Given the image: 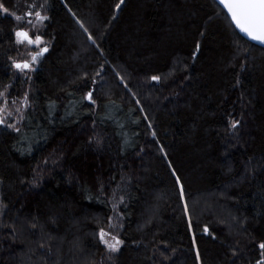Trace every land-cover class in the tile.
I'll list each match as a JSON object with an SVG mask.
<instances>
[{
    "label": "trees",
    "instance_id": "trees-1",
    "mask_svg": "<svg viewBox=\"0 0 264 264\" xmlns=\"http://www.w3.org/2000/svg\"><path fill=\"white\" fill-rule=\"evenodd\" d=\"M3 2L17 15L36 3L50 19L38 28L49 52L24 74L12 62L36 48L17 44L20 23L0 13V92L8 86L9 110L25 92L30 102L20 132L0 125V200L16 230L0 228V264H200L197 247L202 264H256L264 48L216 0ZM232 119H242L235 138ZM113 191L124 196L119 221ZM101 227L124 241L119 252L106 251Z\"/></svg>",
    "mask_w": 264,
    "mask_h": 264
},
{
    "label": "snow or ice",
    "instance_id": "snow-or-ice-1",
    "mask_svg": "<svg viewBox=\"0 0 264 264\" xmlns=\"http://www.w3.org/2000/svg\"><path fill=\"white\" fill-rule=\"evenodd\" d=\"M125 0H119V3L115 5V8L117 10H120L121 5H123ZM219 4L223 6V9L226 10L228 16L231 19V22L235 25L236 28H238L241 32L245 33L248 37H250L252 40L259 41L262 44H264V0H218ZM26 10L22 15H17L14 12H10L9 8L4 4L3 0H0V13L13 16L17 22H22L26 25L31 26L32 29H36L35 32H32L30 34V30H26L25 28L21 27L18 30H15V37H16V43L20 45H34L36 46L35 51H30L29 56L30 59H24L21 61L13 60L12 67H14L18 72L20 73H29L35 71L34 64L39 62L40 58L43 57L46 53L49 52V48L46 45L43 35L39 33V29L36 28V24H42L43 21L49 20L50 17L46 15H42L41 11L36 10L38 6L36 3L27 4ZM71 11V9H69ZM74 15V13H73ZM33 17L35 18V22L33 20ZM85 32H87V29H85ZM203 35V33H201ZM34 37V38H33ZM89 39H91V36L89 35ZM94 42V41H93ZM200 44H195V52L198 53L200 51ZM87 74H85L86 76ZM99 75V73H97ZM121 80H123V77H121ZM152 81L159 82L161 80V77L159 75H153L151 77ZM7 87H5V90L3 92H0V97H4L3 99V105L0 107V125L6 126L8 128L13 129L16 132H20L21 129L17 125L20 124L24 119V111L29 108V101H28V93L25 92L23 95L22 100H20L19 106L15 107L14 109L9 110L7 108V105L9 103L7 97L5 96V93L7 92ZM127 87V85H125ZM17 99H13L11 103L13 105L17 104ZM84 100H87L90 102V105H95L96 100L93 99V91H88L84 96ZM139 103V101H137ZM9 118H12L14 122H9ZM242 126V119H232L229 123L228 129H226V132L232 137L235 138L238 135L239 128ZM151 127V125H149ZM156 133L155 131L152 132V136L155 137ZM97 143H100L99 138H95ZM233 147L235 145H232ZM163 152V146H161L160 149ZM225 156L228 155V149L225 148V151L223 153ZM165 156H167V153H164ZM45 164H47V161H44ZM169 167H171V161L168 162ZM172 175L174 177V184L177 186V194L179 198L184 200L183 203V210L187 212L188 210V203L187 200L184 199L185 196V189L184 184L181 181V176L177 173V170L175 168H172ZM36 178L34 177V180ZM100 191L103 192V186L101 185ZM91 199V197H89ZM112 200H113V212L115 214V219L119 221V219L122 217V214L117 211L118 205L124 202V196L123 195H117L115 191L112 193ZM7 208V204L4 203L2 200H0V228L9 227L12 228L13 233H15V227L11 224H8L4 221L5 216V209ZM114 217H109V221H112ZM188 225L191 228L192 227V221L191 217L188 219ZM33 228L36 227V224L31 225ZM119 224H112L109 223L108 227L109 229H114L116 227H119ZM204 233H208L209 229L207 226H204L203 228ZM97 236L99 241L105 246V249L107 252L111 253H117L120 251L121 246L124 244V241L121 240L118 236L113 235L112 231H106L103 227L98 229ZM213 238H215L213 236ZM192 243H196V235L195 232H193L192 235ZM237 243H239L237 241ZM167 247V244L164 245ZM259 248V256L260 259L256 260V264H264V241H261L258 243ZM236 255V250L233 249V256ZM195 260L200 262L201 261V254L200 250L197 247L195 251Z\"/></svg>",
    "mask_w": 264,
    "mask_h": 264
},
{
    "label": "rangeland",
    "instance_id": "rangeland-1",
    "mask_svg": "<svg viewBox=\"0 0 264 264\" xmlns=\"http://www.w3.org/2000/svg\"><path fill=\"white\" fill-rule=\"evenodd\" d=\"M34 22H35V20H34ZM43 22H44V21H43ZM19 23H20V26H21V27L25 28L26 30H30V34H31L32 32H35V31H36V29H32L31 26H29V25H26V24H24V23H22V22H19ZM42 25H43V23H42V24L37 23V24H36V28L38 29V28L42 27ZM33 38H34V37H33ZM45 43H46V41H45ZM46 45L48 46L47 43H46ZM28 47H29V49H30V48H36V46H34V45H28ZM35 50H36V49H35ZM41 59H42V57L40 58L39 62H37L36 64H34V68H35V69L37 68V66H38V64L40 63Z\"/></svg>",
    "mask_w": 264,
    "mask_h": 264
},
{
    "label": "water",
    "instance_id": "water-1",
    "mask_svg": "<svg viewBox=\"0 0 264 264\" xmlns=\"http://www.w3.org/2000/svg\"><path fill=\"white\" fill-rule=\"evenodd\" d=\"M216 2L219 4V2H218V0H216ZM220 5V4H219ZM222 8H223V6L222 5H220ZM224 11L226 12V10L224 9ZM227 13V12H226ZM228 15V14H227ZM230 18V17H229ZM234 25V24H233ZM234 27H235V25H234ZM235 29L238 31V33L242 36V37H244L246 40H248V41H250L251 43H253V44H256V45H258V46H260V47H263L264 48V44H262L261 42H259V41H255V40H252L250 37H248L245 33H243V32H241L238 28H236L235 27Z\"/></svg>",
    "mask_w": 264,
    "mask_h": 264
}]
</instances>
